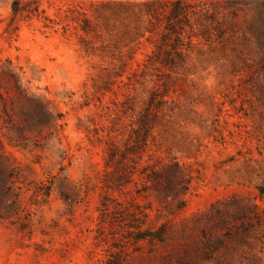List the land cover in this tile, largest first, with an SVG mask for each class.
Returning <instances> with one entry per match:
<instances>
[{
    "label": "rangeland",
    "instance_id": "rangeland-1",
    "mask_svg": "<svg viewBox=\"0 0 264 264\" xmlns=\"http://www.w3.org/2000/svg\"><path fill=\"white\" fill-rule=\"evenodd\" d=\"M12 1L0 264H264V0H24L17 29ZM115 146L137 163L123 192L104 185ZM174 163L184 193L146 182Z\"/></svg>",
    "mask_w": 264,
    "mask_h": 264
},
{
    "label": "trees",
    "instance_id": "trees-1",
    "mask_svg": "<svg viewBox=\"0 0 264 264\" xmlns=\"http://www.w3.org/2000/svg\"><path fill=\"white\" fill-rule=\"evenodd\" d=\"M43 0H34V4L39 5ZM50 1V0H49ZM23 2L24 0H13L12 1V12L13 15L11 17L12 24H14V28L17 29V22L19 20V16L21 15V11L23 10ZM113 5V4H107ZM178 7L176 6L174 14H177ZM14 29V30H15ZM5 32L11 34L8 28H5ZM159 114L150 113V109L146 108L143 112V115L140 117V129L134 131L130 135H128L125 139L128 143H133L138 150L145 149L148 144V137L151 131V125L156 120L158 121ZM117 147L109 148L108 157H107V165L112 167L113 170L110 172L107 177L104 179V185L109 190H118L123 192L126 188V185L131 182L136 172L133 167L137 164L132 162V164L126 165L124 161V156H117ZM135 164V165H133ZM154 169L151 171V174L146 177V182L152 183L153 187L159 193H173L175 195H179L184 193V188L178 186L179 181L185 180V173L182 171L179 164L170 165H154ZM185 204L183 201L178 203L177 209L182 210ZM165 229L163 225L157 227L155 233H152L155 238L162 240L164 237ZM148 235L143 233L138 236L139 239H144Z\"/></svg>",
    "mask_w": 264,
    "mask_h": 264
}]
</instances>
